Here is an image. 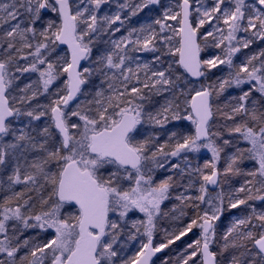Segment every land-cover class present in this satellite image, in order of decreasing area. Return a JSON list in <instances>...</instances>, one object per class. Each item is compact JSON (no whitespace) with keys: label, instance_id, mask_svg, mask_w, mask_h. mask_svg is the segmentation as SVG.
I'll return each instance as SVG.
<instances>
[{"label":"snow or ice","instance_id":"obj_1","mask_svg":"<svg viewBox=\"0 0 264 264\" xmlns=\"http://www.w3.org/2000/svg\"><path fill=\"white\" fill-rule=\"evenodd\" d=\"M112 2L0 0V264H152L193 228L199 238L180 264H264V212L249 203L264 202V50L233 63L241 48L264 42V0H213L210 7L175 0V8L119 39L111 37L125 23L120 11L99 15ZM153 5L161 0L117 8L136 16ZM100 36L109 37L110 49L93 59ZM201 40L220 54L201 59ZM60 45L70 58L53 57ZM129 52L156 53L157 64L178 57L172 63L183 72L172 64L134 69ZM221 65L227 77L188 87L185 74L199 80ZM26 73L37 79L21 87ZM61 77L62 87L50 91ZM233 86L241 89L235 103L215 104ZM165 93L163 104L148 107ZM41 95L53 98L33 107ZM49 113V124L33 123ZM179 121H190L194 133L169 130L161 142L154 130ZM201 150L210 157L194 166L187 154ZM161 169L170 174L158 181ZM234 177L243 182L226 194ZM173 198L175 219L186 208L194 214L154 244L158 218L168 215L161 206ZM241 206L251 212L218 235L216 221Z\"/></svg>","mask_w":264,"mask_h":264},{"label":"trees","instance_id":"obj_2","mask_svg":"<svg viewBox=\"0 0 264 264\" xmlns=\"http://www.w3.org/2000/svg\"><path fill=\"white\" fill-rule=\"evenodd\" d=\"M166 0H161V7H158V16L161 14V9L164 7ZM123 11L125 14V22H127L128 26L132 25L135 23L136 20L138 21H142L143 23H145L146 25L151 24L155 19H157L154 15H153V11L148 14L147 16H145L146 12H141L140 14L136 15V16H131L130 12L128 13L126 10H121ZM110 13H112V11H109ZM114 25H112L113 27ZM132 29H137L139 30V24L134 25V27ZM201 33L204 32V30H200ZM129 29L128 31L125 33H127L126 35H128ZM111 38H116V36L111 37ZM247 38V35L246 37ZM109 40L108 36H100L97 41L95 42V45L93 47V59L96 58L97 55L101 54L103 51L110 49V45L106 43V41ZM202 47H204V50L202 51L203 55H202V59H205L206 56L208 55V52H210L211 54H217V52H215V48H212L211 46H205V42L203 40L200 41ZM219 52L220 50L217 49ZM261 50H263L261 48V45L257 44V41L254 42L249 48L245 49V48H241V51L239 52L238 56L233 59V63L234 64H241L242 62L246 61V58L250 57L253 54L259 53ZM132 54V56L134 57L136 54V52H130L129 55ZM57 55L53 54V57H55ZM60 55V54H59ZM60 56H66L65 54H62ZM178 59V57H171V56H165L162 58L163 63H159L157 64V67H160L161 69H166L168 67L169 64H172V68L174 71H176L177 73H182V70L179 69L175 64H173V60ZM86 64H88V66H92L89 62H87ZM18 75V74H17ZM228 75V69L221 65L220 68H216V69H212L211 71L207 72L206 78L204 77L203 80L201 81V84H216L218 79L221 78H225ZM141 76H143V73H141ZM186 77V75H185ZM37 79V74L35 73H27L25 74V76H22L21 79L18 81V83L20 84L21 87H23L24 84L30 82V81H35ZM64 77H61L57 82H55L52 86V88L50 89V91L55 90L58 87H62V81H63ZM186 80L188 81V87H194L196 86L195 84L191 83L187 78ZM98 81H94V84L98 86ZM181 86L183 87V82L181 84ZM86 89L89 91V93H91L92 87L93 85H87L85 86ZM247 85L242 86L243 89H247ZM241 93V89L240 88H236L235 86L231 87V88H227L225 90V92L223 94H221L216 100H215V104L217 105H224L226 101H231L232 103H235V100L233 98L238 97V95ZM170 93H165L164 96H154L153 99V103L150 104L148 107L152 108L153 110H155L156 108H158L161 104L164 103V99L166 96L170 97ZM254 96L258 95V94H253ZM53 97L51 96H45V95H41L38 97V99L33 100L32 101V106H36L37 104H41V105H48L51 102V99ZM80 99H84V97H80ZM23 107V106H21ZM38 111L40 109H37ZM28 118L27 117H23V123L17 125V127L19 126H23V124L26 122ZM217 119L219 120V117H217ZM34 124L37 125H45V124H49L50 123V113L45 116L42 117L40 121H34ZM177 126H179L178 131H181V126L185 127V134H192L194 133V126H192V124H189L185 121H180V124H178ZM157 130V129H156ZM154 130V131H156ZM149 129L145 130V134H147V132H149ZM164 139H161V142H163ZM209 157L207 155H203L201 152L200 153H188V159L192 162V164L195 165H200L202 166V164L204 163V161L206 159H208ZM223 165V161H221L220 167L222 168ZM249 164H245V167H249ZM169 172H166L165 170H158L157 171V177L156 179L159 181L160 179H163L166 175H169ZM243 177H234L230 180V182L226 183L224 185V191L226 194H228L234 187H238L242 182H243ZM22 186H17V190H19ZM182 191V190H181ZM190 194L195 195V191L193 190L192 192H190ZM4 196L3 192H0V198H2ZM227 203V201L225 202ZM255 209L257 212H264V202L261 201H250L249 202ZM179 205V201H176L174 198L171 200H168V203L162 207L163 212L168 213V215L163 216L161 218H158V230L155 233V244L161 242L164 239V235H165V230H167L168 232H173L177 229L178 225H180L181 223L186 224L187 222L190 221V218L192 217L193 213V209L191 208H186L184 209V211L186 212V215L184 217L181 218V220H177L175 219L176 216H178L179 214V209L177 208L176 211H173V208ZM251 212V208L247 207V206H241V208L238 209H234L231 211H225L223 213V215L221 216L220 220L217 223V234L218 235H222L226 229L228 227L231 226V216L234 215V213H240L242 216H244L245 214H249ZM199 228H193V230L188 233L186 236L182 237L181 240L177 241L176 243L170 245L168 248L163 250V253L161 254V256L159 257V259L154 263V264H164V261L166 260L168 262V264H180V261L183 258H186V256L191 252V249L187 247V245L189 243H192L194 240H196L197 238H199ZM142 239V238H141ZM139 242L140 240H136V241H129L127 244V251H126V255L127 256H131L135 253V251L138 249L139 247ZM125 249V250H126ZM227 257V254H225V259Z\"/></svg>","mask_w":264,"mask_h":264},{"label":"rangeland","instance_id":"obj_3","mask_svg":"<svg viewBox=\"0 0 264 264\" xmlns=\"http://www.w3.org/2000/svg\"><path fill=\"white\" fill-rule=\"evenodd\" d=\"M127 2V0H124V2L122 3V4H124V3H126ZM247 2L248 3H254V0H247ZM203 4V6H205V7H210L211 5H212V3H213V0H197V6L199 5V4ZM169 6H171V7H173V8H175V0H166V2H165V4H164V7L161 9L162 11H161V14L158 16V6H155V5H153V6H151V8L150 9H145L144 10V12H146L145 14V16H147L148 14H150L152 11H153V15L156 17V18H160L161 16H162V14H163V11H164V9L165 8H167V7H169ZM108 7H109V5H108ZM107 9V6L106 5H103L102 6V9H101V11H100V16H103V15H105V14H108V15H112V14H114L115 12H117V11H120L119 9L117 10V9H115V10H112V14H110L106 9ZM124 10H126V9H124ZM128 10V9H127ZM143 12V11H142ZM141 13V12H140ZM139 13V14H140ZM120 14H121V12H120ZM152 14V13H151ZM169 23H175V22H173V21H169ZM147 25L145 24V23H143L142 21L139 23V29L141 28V27H146ZM210 28V26L209 25H205V28H203L202 30H204V32H206L208 29ZM246 35L247 34H245V33H240L239 34V36L243 39V38H245L246 37ZM121 37H125V36H120V37H118L117 39H119V38H121ZM257 44L259 45H261V48L264 50V42H261V41H257ZM131 47V46H130ZM57 49H59V48H57ZM215 50V52H217V54H220V52L217 50V49H214ZM56 53H57V51H56ZM56 53H53V54H56ZM130 53V52H129ZM136 53H138V54H136L134 57L136 58L135 59V62L134 63H132V67L135 69V67H136V64H141V65H143V64H148L150 67H157V63L154 61V56L155 55H157L156 53H151V52H136ZM238 54H239V52L238 53H236L235 55H234V57H233V59H235L237 56H238ZM131 56H132V54H130ZM212 55V54H211ZM210 52H208V55L206 56V58H209L210 56ZM205 58V59H206ZM218 69V68H217ZM27 74V73H26ZM19 75V74H18ZM23 76H25V74L23 75ZM206 78V77H205ZM58 81V80H57ZM56 81V82H57ZM53 86V85H52ZM52 86H51V88H52ZM201 85H196V86H194V88H199ZM189 88H192V87H189ZM194 94V93H193ZM27 121V120H26ZM186 122V124L187 123H189V124H191L190 123V121H185ZM23 123V120H22V118H19L17 121H16V126L17 125H19V124H22ZM178 124H180V121L179 122H173V123H170V124H168L167 125V128L166 129H160V128H156L155 130H156V132H158L159 134H160V141H161V139H164V140H166L167 139V133H168V131L169 130H175V131H178V129H179V126H177ZM193 126V125H192ZM194 128V127H193ZM181 131L180 132H183L184 133V131H185V127H183V126H181ZM150 131H153L152 129H149ZM201 153L203 154V155H207L208 157H210V153H207V151L206 150H201ZM188 155V154H187ZM163 170V169H162ZM166 203V201L162 204V206L164 205ZM161 206V207H162ZM244 207V206H243ZM139 214H137V216H138ZM237 216H240V217H242V215L240 214V213H234V215L233 216H231L230 218H231V220H233L235 217H237ZM113 218H115V217H113ZM133 218H136V216L135 217H133ZM219 221V220H218ZM218 221H216V225H217V223H218ZM199 232H200V230H199ZM125 255H126V251H125V253H124Z\"/></svg>","mask_w":264,"mask_h":264},{"label":"flooded vegetation","instance_id":"obj_4","mask_svg":"<svg viewBox=\"0 0 264 264\" xmlns=\"http://www.w3.org/2000/svg\"><path fill=\"white\" fill-rule=\"evenodd\" d=\"M123 2H124V0H118V1L113 0L112 3H110V4H105V5L107 6V9H106V8H105V9H106L108 12H109V11H112V10H115V9L118 10V8H117V4H122ZM108 5H109V7H108ZM126 11H127L128 13L130 12V11L127 10V9H126ZM120 12H121V11H120ZM109 13H110V12H109ZM110 14H112V13H110ZM124 16H125L124 12H121V18L125 20V17H124ZM139 23H140V21L136 20L134 24L128 26L127 22H125L124 25L121 26V31H120V32H117V33L115 34L116 38H114V39H117V38L120 37V36H127V35H126L127 33H125V31L127 32L128 29H129V31L132 30V28L134 27V25L139 24ZM115 27H117V25H114L112 28L114 29ZM57 54H60V55L65 54V55L67 56L66 52H65L64 50H62V49H57ZM68 58H69V56H68ZM21 63H23V62H21ZM156 177H157V173H156ZM167 203H168V201H166V203H165L163 206H165ZM163 206H162V207H163ZM138 217H139V215H138V216L136 215V218H138ZM127 248H128V247H127ZM125 251H127V249H126Z\"/></svg>","mask_w":264,"mask_h":264},{"label":"water","instance_id":"obj_5","mask_svg":"<svg viewBox=\"0 0 264 264\" xmlns=\"http://www.w3.org/2000/svg\"><path fill=\"white\" fill-rule=\"evenodd\" d=\"M118 1V0H117ZM61 49H64L65 51H66V53H67V56H69V58H70V53L68 52V50H67V46L66 45H60L59 46ZM85 64V62H82V65H84ZM182 71H183V69H182ZM189 78V80L191 81V82H193V83H197V82H200L201 80H202V78L203 77H201V78H199V80H197L196 78H194V77H188ZM74 103H76V101H73V102H71V104H74ZM154 242V241H153ZM160 254H161V252L160 253H157L156 254V256H154L153 258H152V264H153V262L160 256Z\"/></svg>","mask_w":264,"mask_h":264}]
</instances>
